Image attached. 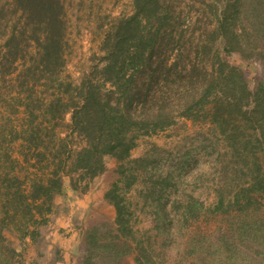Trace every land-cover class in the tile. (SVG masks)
I'll return each instance as SVG.
<instances>
[{
  "label": "rangeland",
  "instance_id": "374dc122",
  "mask_svg": "<svg viewBox=\"0 0 264 264\" xmlns=\"http://www.w3.org/2000/svg\"><path fill=\"white\" fill-rule=\"evenodd\" d=\"M255 1L244 0L241 20L234 27L245 45L260 34L264 37V0L259 5ZM180 4L191 16L190 22L178 24L189 28L182 38L190 45L200 36L195 25L216 22L213 15H209L211 22H193L199 14L196 8H201L199 0ZM53 6L61 20V45L47 65L40 63L42 24L28 18L20 0H0V220L5 214L9 218V226L1 232L15 248L11 264H57L64 257L68 264L221 263L217 258L233 264L227 262L224 249L216 250L223 234L231 236L239 253L243 252L246 262L240 264H264V245L253 237L241 241L232 232L239 220L264 218V195L258 189L264 176V137L259 126L248 127L242 119L221 126L209 119L180 118L158 132L140 135L128 155H106L104 170L78 182L76 189L71 187L70 177L63 176L62 190L47 202L46 212L40 215L33 205L37 222L26 220L25 232L14 228V220L25 213L14 209L11 193L5 197L7 190H13L6 185L17 179L23 194L30 196L33 180L47 176L49 152L62 151L60 138L69 134L67 141L73 147L83 144L71 131V113L54 119L47 104L55 98L71 104L81 83L88 79L103 82L100 68L107 61L103 59L107 46L120 19L135 10L133 0H53ZM252 17L261 21L252 22ZM158 52L163 54L162 48ZM240 58L228 56L231 62L246 64ZM244 68L250 73L252 88L264 80L259 60ZM145 76L137 75V83ZM111 87L107 81L101 92ZM234 126L238 127L236 135ZM33 127L39 128L37 149L29 148L27 141ZM52 127L57 137L49 143L47 130ZM38 150L44 157L40 163L34 155ZM25 153L29 161L24 159ZM244 188L250 189L254 201L246 210L236 205ZM90 189L95 191L91 203L82 207L76 196L88 194ZM7 199L11 203L5 205ZM239 201L243 203L242 197ZM31 202L40 199L33 202L31 198ZM71 210L75 220L68 219L62 231L53 230L58 226L47 227L48 214L70 217Z\"/></svg>",
  "mask_w": 264,
  "mask_h": 264
},
{
  "label": "trees",
  "instance_id": "16d2710c",
  "mask_svg": "<svg viewBox=\"0 0 264 264\" xmlns=\"http://www.w3.org/2000/svg\"><path fill=\"white\" fill-rule=\"evenodd\" d=\"M20 1L28 18L42 24L43 36L39 44L43 60L40 59V63L47 62L49 65L61 45V20L56 14L53 0ZM181 1L133 0V14L120 19L113 40L103 56L107 60L100 68L103 82L88 79L81 83L75 88L76 101L71 104H65L59 98L47 104V111L54 119H63L67 111L71 113V131L77 133L83 144L73 147L67 141L69 134L60 138L62 151L57 148L49 152L47 176L33 180L30 196L23 194L22 182L17 179L13 180L12 185H6V189L13 190H7L5 197L11 193L12 201L16 203L14 209L21 208L25 213L20 220H14V228L25 232L26 220L37 222L32 212L33 205H37L34 208L40 215L46 212L47 202L50 203L53 194L62 190L63 176H69L71 187L76 189L78 182L104 170L106 155L126 156L140 135L158 132L180 118L209 119L221 126L233 119H242L248 127H254V124L259 126L264 137V80H258L252 88L250 73L244 68L255 60H259L264 68V37L260 34L254 42L245 45L235 35L234 27L241 20L244 0H199L201 8H196L199 14L193 22H211L209 15H213L216 24L195 25L200 36L190 45L182 38L189 28L184 29L181 23L179 35L175 34L180 22H190L191 19L189 10L183 12ZM254 3L259 5V0ZM253 19L255 22L261 21V18L255 17L249 20ZM161 48L163 54L158 52ZM236 55L246 64L228 59V56ZM140 74L146 76L137 83V75ZM171 74L174 78H171ZM170 79L173 81L171 85L168 83ZM107 81L112 87L104 89L102 93L101 87ZM159 82L162 85L159 86ZM237 128H233L234 135L238 134ZM47 132H50L48 142H54L57 132L53 127ZM30 133L31 137L27 140L30 141L29 148L33 146L37 149L40 144L36 142L39 128H31ZM34 155L39 163L44 158L39 150ZM24 159L29 161L27 153ZM258 183V189L264 195V176ZM249 191V188L242 189L239 193L242 196L239 197H242L243 203L239 197L236 201L242 210L254 203ZM31 198L33 202L39 199L40 202L32 204ZM9 203L8 199L5 200V205ZM8 219L5 214L0 220V264H11L16 253L1 232L2 227L9 226ZM232 232L241 241L244 237H253L254 241L264 245V218L252 222L239 220ZM219 239L216 250L222 248L226 251L228 263L246 262L243 252L239 253L241 250H238V244L231 236L223 234ZM219 260V264H223L221 258L215 261Z\"/></svg>",
  "mask_w": 264,
  "mask_h": 264
},
{
  "label": "crops",
  "instance_id": "0c3cea01",
  "mask_svg": "<svg viewBox=\"0 0 264 264\" xmlns=\"http://www.w3.org/2000/svg\"><path fill=\"white\" fill-rule=\"evenodd\" d=\"M94 192H92V189H90L88 191V194L85 193V194H82L81 196H76L75 201L78 203H81L83 205L82 207H84L86 205L88 206L91 203L90 195L93 194ZM86 201H89V202L86 203ZM78 206H79V204L75 206V209H78ZM75 211H77V210H75ZM79 211H80V209H79ZM72 213H73V211L71 210L70 217L64 216V215H62V213H59V214L51 213L52 218H51V215L48 214L47 216L49 217V221L47 223V227H52V228L54 227L55 228L56 226H58L57 227L58 229L55 228L53 230H56L55 232H57L58 230L62 231V227L65 224V222H66V224L68 223V219H69V221H70V218L72 219V221L75 220V217L72 216ZM62 219H64V220H62ZM63 244H65V242ZM63 256H65V254ZM57 264H68V259L64 257L63 259L57 261Z\"/></svg>",
  "mask_w": 264,
  "mask_h": 264
}]
</instances>
